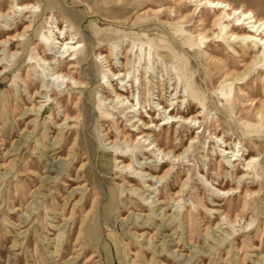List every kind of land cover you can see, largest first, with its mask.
I'll return each instance as SVG.
<instances>
[{"label":"rangeland","instance_id":"obj_1","mask_svg":"<svg viewBox=\"0 0 264 264\" xmlns=\"http://www.w3.org/2000/svg\"><path fill=\"white\" fill-rule=\"evenodd\" d=\"M179 1L18 0L35 4V13L0 16V71H6L0 74V264H264V63L240 80L258 48L223 38L212 9ZM222 1L264 20V0ZM11 2L17 0H0V11L6 13ZM50 26L84 45L81 77L75 74L87 83L84 93L72 83L48 81L52 65L36 62L38 56L49 60L44 48L33 47L37 28L47 34ZM12 35L15 41L8 40ZM112 45L118 69L124 50L132 61L134 100L124 107L139 101L137 114L145 116L162 96L167 107L175 103L172 113L199 115L151 131L171 152L166 157L130 139L124 143L115 131L116 119L121 128L130 126L119 118L116 99L101 88L113 77L108 72L104 78L108 67L97 56ZM58 51L60 44L51 50ZM40 85L43 94L37 96ZM251 86L263 95L250 93ZM68 96L76 108L67 104ZM59 102L77 117L71 125ZM41 104L47 106L38 116ZM103 109L114 113L113 120L101 117ZM176 130L178 158L174 145L165 143L167 131L172 137ZM108 138L116 140L114 147ZM126 145L128 156L119 160L130 169L120 172L114 150ZM238 150L242 156L233 162L235 156L226 153ZM146 172L162 179L150 181ZM237 185L238 191L252 185L255 195L246 196L248 209L233 223L222 212L235 218L242 209Z\"/></svg>","mask_w":264,"mask_h":264},{"label":"bare ground","instance_id":"obj_2","mask_svg":"<svg viewBox=\"0 0 264 264\" xmlns=\"http://www.w3.org/2000/svg\"><path fill=\"white\" fill-rule=\"evenodd\" d=\"M185 1L186 2H197V4H196L197 7H199V6L201 7V6L205 5L207 8L212 9L213 13L216 12L214 15V19H212V21L215 23L218 21H221V22H219L220 23V34L222 35L223 38H225L227 40H232V41L244 43L248 47V50L250 48L249 47L250 44H252L254 47L258 48V55L255 54L256 55L255 58L253 59V61H251V63L249 62L250 64H247L248 66L245 68V71L243 69L244 72H242V73L237 72V73H239L240 80L244 79L246 75L248 76L249 72L254 67H256L258 64L264 63V20L263 19L258 18L255 15V13H253L251 11L244 10L243 8H238V7L235 8V6L233 7L227 1L226 2L222 1V0H185ZM35 9H36L35 4H23V3L19 4L18 0H17V3H15V4H13V2L10 3L8 11L6 13H3L0 11V16L4 17L7 13H10L11 10H20L22 12L30 11L32 13H35ZM233 20H235L237 22V24H232L231 21H233ZM5 27H6V25H5ZM7 30H11V29H7ZM184 31H186V30H184ZM65 33L66 32L64 31V29L59 28L57 30H53V27L50 26V30L48 31L47 34H45L44 32H41V30L39 28H37L35 36H37L39 43H37V45H34L33 48L34 49L44 48L45 50H43V55L49 57V60L47 61V58H44L43 56H38L36 62L40 65L41 64L52 65L51 70L53 73H51V75L54 77L52 79L51 78L48 79V81L51 82V80L52 81L60 80L61 83L65 84L66 86L68 84L72 83L73 85H76L77 89L81 88L80 92L84 93V89H86L87 83H84L75 77V74L76 75L78 74L81 77V74L78 72L79 71L78 69H79V66L83 63V59L80 58L79 53H81V47H83L84 45H82L81 42L74 41L73 37L67 38ZM218 34H219V32H218ZM19 35L24 36V33L19 34ZM8 40L15 41L16 38L12 35V36L8 37ZM26 40L27 39H25V41ZM8 43H9V41L5 42V44H8ZM56 44H60L61 51H58L56 54H53L51 52V50L55 48ZM151 45L152 44L148 45L149 51H150V48L152 47ZM114 52H115V46L112 45L110 50H109V53H107V54L98 53L97 56L100 57L101 59H103L104 62L107 64V67H108L107 68L108 70L107 71L105 70L103 72L104 78L109 77L108 72L113 77V78L109 79L108 81L102 82L101 88L104 90H107V92L110 94V96H112L113 98L116 99L115 108L119 109L118 110L119 113H121V114L123 113V117L120 116L119 118H121L122 120L127 122L130 126L126 129L121 128V126L119 125L118 119H116L114 121V124H115L114 128H115L117 135L124 139V143L126 142V139L127 140L130 139L134 146H136V147L139 146V147L143 148L145 152L159 151L160 154L163 155V157L168 156L171 152L167 151V148H163L161 146L160 141L156 137H154L155 134H152L151 131L156 130L157 128L159 131H161L164 126H167L169 124H170V127L173 124H186L189 121L190 122L195 121L199 115H192L190 117L189 116L187 117L185 115H177V114L172 113L175 110V103L172 102L170 104V106L167 107L166 105L163 104L162 96H159L157 108L156 109H153V107L148 108L146 110L145 116H143L141 114V112L137 114V111L140 110V107L136 108V105H138L140 103L139 101L136 104L132 103L130 106L124 107V103L126 100L131 101L133 99L132 98L133 86L128 84L130 81L129 77H130V73H131L130 70H131L132 61H131L130 57L128 56V51L124 50L123 51V57H122L123 61L121 62V66L118 69V66L115 63L111 62L113 59ZM149 57H151V56H148L149 63H150ZM138 59L140 61L142 59V57H138ZM217 67H218V65H217ZM148 69H149V67H148ZM226 69H227V67H226ZM64 70H66V73H64ZM215 71H216V69H215ZM3 72H6V71H0V74H2ZM43 74H45V73H43ZM84 74L90 75V71L87 70V68H86L84 71ZM231 76H232V72H230V70H228L226 73V77L230 78ZM119 79L121 81V82L119 81L121 83L120 86L117 85V83L116 84L114 83L115 80H119ZM43 82H44V79L42 78L40 80V83H43ZM249 82H251V80ZM40 86H41L40 89L37 90V96H40L43 94V85H40ZM232 86H233V83H232ZM257 86H253V87L251 86L252 89H251L250 93H252L253 95H256V96L258 94L263 95L262 93L259 92V88H257ZM229 87H231V86H229ZM261 87L264 88V82L261 83ZM145 94H146V98H147V92ZM159 95H161V94H159ZM227 95H229V94H227ZM224 97H226V95ZM78 99H79V97H78ZM106 99H108V97H106ZM73 100H74L73 96H68L67 104L69 105L71 103L72 105H74L73 108H76L77 103H73ZM263 102L264 101L259 100L260 105L263 104ZM44 103L49 105L48 100H46ZM144 103H145L144 107L147 108V106H148L147 99H146V102H144ZM250 103H252V101ZM59 104H60V107L63 109L62 112H63L64 121H68V125H71V122H75V120H77V117L70 115L68 107H64L61 104V102H59ZM68 105H66V106H68ZM46 106L43 107V104H41L39 106L37 105L38 116H41L42 114H44V112L46 110ZM100 107H101V105H100ZM126 108H131V109L124 112V110ZM151 109H153L154 112L157 111L158 115H155L153 117L152 116L153 114L151 115L149 112V110H151ZM113 115H114L113 112H110L108 110H104V111L101 110V117H106V118L111 117L113 120ZM162 115H164V116L161 117ZM159 117H160V119H159ZM145 118H149L151 121H146ZM156 119H158V121L161 122L160 125L157 124ZM54 124L56 125L57 123L54 122ZM126 126H128V125L125 124V127ZM71 128H73V127L71 126ZM214 134L217 138L218 135H216V133H214ZM134 136H136L135 139L133 138ZM177 137H178L177 130L174 131V134L172 137L168 135V131H167L165 143H166V145H174V149H173L174 157L178 158L179 155H176V149L178 148V145H176L175 143L172 144V141H175L177 139ZM143 138H145V140H144L143 144H141V146H140V140ZM148 139H149V142L145 143ZM191 139H192L191 141H193L194 137ZM108 140H109V138H108ZM115 141L116 140H109L110 145L111 144L113 145L112 147L115 146ZM224 143H226V142H224ZM166 145H165V147H166ZM227 146H228V144H225V147H227ZM130 148H131L130 146L126 145V148L121 150V151H118L116 149L114 150V152L116 153L115 154L116 157L114 158L115 163L117 164L116 168H120L119 169L120 172H123V169H130V164H125V162H124V159L127 158V156H128L127 152L130 151ZM60 149H61L60 152H62L63 149L61 147H60ZM159 152H157V153H159ZM233 152L235 153V151H232V152H227L226 154L231 153L232 154L231 156H235V158L233 159V162H235L239 158H241L242 155L239 154V150L235 154H233ZM119 158H124V159L119 160ZM253 161H254L253 156H251L246 165L249 166L250 164H252ZM37 163L41 164L40 159H38ZM119 164H122V166L118 167ZM222 167H223L222 165H219V167L215 169L216 170V176H218V178H220L219 177L220 176L219 169ZM231 167L234 168L233 169L234 174H235L236 178L239 179L240 177L238 176V170L235 168L236 166L232 165ZM167 170L169 171V169H167ZM48 171H50V170L48 169ZM246 174H248V173H246ZM246 174H244L243 176H246ZM143 176H148V177L151 176V178L149 179L150 181H152L155 177V176H153L152 173H147V172L144 173ZM155 178H157L159 180V179H162V176L161 177L156 176ZM251 186L243 185L240 188V191H238L239 190L238 185L234 188V191L236 192V194L237 193H239V194L243 193L244 203H243L242 209L239 211L238 214H236L235 218H231L229 214H227L226 212H222V214L226 218H228L229 221L234 223V221L238 217L243 218L242 215H243L244 211L248 209V203L246 202V196L247 195H249V196L255 195V192L253 193L250 190ZM259 193H260V191L257 192L256 194H259Z\"/></svg>","mask_w":264,"mask_h":264}]
</instances>
